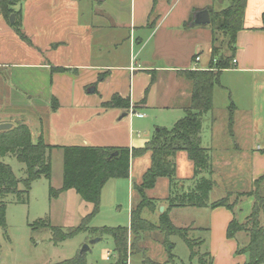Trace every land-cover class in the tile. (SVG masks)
<instances>
[{"label": "crops", "instance_id": "obj_1", "mask_svg": "<svg viewBox=\"0 0 264 264\" xmlns=\"http://www.w3.org/2000/svg\"><path fill=\"white\" fill-rule=\"evenodd\" d=\"M219 4H223L224 8H216L215 5ZM227 7L228 2L225 0H20L14 7L15 13L11 14L14 15L12 23L9 21L11 15L8 18L0 16V44L20 40L27 47L23 50V61L17 62L14 61L15 59L7 60L11 52L8 48L0 46V81L5 84V87L7 84L8 89L6 101L3 104L7 108L4 110L3 107L4 112L0 114V126L9 125L8 129H10L23 124L29 128L33 119L30 118L31 122L25 120L27 117L23 116L22 109H43L46 114L50 113L53 116L58 113L69 114V112L81 111L87 105L88 109L94 110L90 113L95 117L96 113L100 115L101 110H105L102 104L109 101L115 94L122 98H129L132 104L145 98V109H150L156 115L163 112L169 113L174 126L185 116V110L189 106L191 85L183 72L206 70L209 68L207 67L209 60L213 57L211 50L214 46L211 45L207 47L208 58L204 59L196 53L197 47L209 43L211 31H208L210 22L204 26H193L194 17L203 10H207L208 13L209 10L221 12ZM192 12H194L193 16ZM16 20L20 21L19 27L25 40H21L15 28L11 26ZM188 23L190 24L187 25ZM242 26V29L236 33L233 49L230 50L229 56H232L230 67L220 73L218 84L213 88L212 110L201 118V147L210 155L213 169L211 177L213 176L214 180L216 177L218 179L220 176L226 177V180H229L227 185L231 183V180H239V189L227 193L225 186V195L217 200L231 193L234 195L249 193L253 190V183L264 174V161L257 160L252 153L254 149L250 151L249 147L251 141L257 136L249 109L244 111L243 118H239L246 123L241 121L239 123L236 114L243 112L237 108L236 101H230L224 116L218 112L222 107L219 109L216 107L215 96L222 90L229 91L231 100H239L233 94L236 86L237 89L242 88L243 93L240 96L243 100H264V0H246ZM43 36L46 37L45 44L40 42ZM51 54L58 58L52 63L48 59ZM64 56L71 57V63H62L63 60L60 58ZM81 56L86 58V61H80ZM220 56L223 57L221 54ZM215 58H219L218 53ZM233 61L235 64L232 63ZM51 68H64L70 72L74 71V74L79 76L81 82L78 98L74 97L69 87L63 90L64 84L69 86L72 84L70 80L63 81L66 76L63 73L66 71L51 72ZM18 69L24 74L23 77L28 78L27 91L22 88L24 93L20 92L19 86L13 83L17 78L15 72ZM44 70L45 75L41 72ZM101 75L103 79L99 81ZM41 78H44L43 92L30 90L31 81L36 88L42 87ZM234 79L237 85L233 83ZM241 79H243L242 87H240ZM48 85L50 90H47ZM90 88L94 89L92 93L87 91ZM92 94L98 96V101L85 100L86 96ZM51 100H55L57 104L55 111L51 109V103H53ZM231 103L235 110L230 119L228 108ZM17 109L20 111L17 112ZM141 110L135 111L142 115L141 118L137 117L138 119L144 118V114L139 112ZM260 110L264 115V102L261 103ZM120 111L122 118L128 117L130 112ZM10 114L17 115L19 118L11 119ZM235 117L237 122L234 120ZM77 119V117H71L69 120L72 124H64L61 127L54 125L53 130L76 134L79 131L78 126L74 124ZM38 120L41 118L39 117ZM60 121L63 119L56 117V123ZM130 122L131 120L129 124L132 131V122ZM47 127L45 124V132ZM42 128H44L43 123L37 140L39 137L44 140ZM156 130L153 131L150 139ZM90 136L88 133L81 135L80 143L72 146L132 148L136 145L135 140L130 136L128 146H99L90 143ZM149 138L146 142L150 140ZM44 142L48 144L45 140ZM50 146H53V149L65 147ZM256 149L261 151L259 147ZM232 152L237 157L232 155ZM180 153L182 152L178 154ZM180 155L179 157L184 160L183 154ZM143 159L145 160L141 162V165L143 164L144 170L146 166L147 168L150 166V156L149 160ZM246 160H249L247 167L250 171L249 176L247 175V179L242 181L235 179L234 174L229 170H242V162ZM135 163L134 158L130 163L131 173ZM189 163L186 167L191 170L189 174L193 175V165ZM175 168L177 171V163ZM217 170L228 172L222 176ZM246 182L248 186L243 189ZM192 186V183L187 187L181 186L179 192H187ZM216 186L215 182L214 188ZM244 197L252 199L250 196ZM165 198L157 201L158 207L166 204ZM170 213L171 211L169 216ZM214 214L220 216V231L228 240L226 229L232 219L231 215L221 207L214 209ZM228 243L230 244L222 242L224 245H232L231 254H233L234 245L232 242Z\"/></svg>", "mask_w": 264, "mask_h": 264}, {"label": "rangeland", "instance_id": "obj_2", "mask_svg": "<svg viewBox=\"0 0 264 264\" xmlns=\"http://www.w3.org/2000/svg\"><path fill=\"white\" fill-rule=\"evenodd\" d=\"M215 6L216 8H224L223 4ZM191 15L193 16L194 12H192ZM189 24L190 23L187 25ZM208 31H211L209 43L201 44V46L197 47L196 53L204 59L208 58L207 47L208 45H211L214 46L213 48H216L218 57H221L220 54L223 57H228L230 54L229 38L222 32L215 30L210 25L208 26ZM40 42L45 44L46 37L43 36L40 38ZM0 46L8 48L11 52V54L7 56V60L12 61L15 59L14 61L17 62L23 61V50L24 48H27L23 41H13L12 43L8 41L1 43ZM64 57L60 58V60H63L62 63H71V57ZM48 59H50L52 63L58 58L56 55L51 54ZM79 60L86 61V58L81 56ZM211 60H209L207 67H210L211 64H216V60ZM41 72H43L44 75L46 73L45 70ZM74 73V71H66L63 73V75H66L63 81H72L70 86L64 84L63 90L65 91L66 88L69 87L74 97L78 98L80 90L79 83L81 82V79ZM15 74L17 75V78L13 83L17 84V86L20 87H18V90L24 93V90L27 91L26 87L28 86V78L23 77L24 74L20 73L19 69ZM41 79L40 84H42V87L36 88L34 82L31 81L32 85L30 87L32 88L30 90L35 89L39 90V92H43L45 88L43 85L44 78ZM232 81L236 84L235 79ZM242 82L243 79L240 80V87H242ZM6 87L5 84L0 81V114L7 108L6 105L3 106L8 91ZM236 87L233 90V94L237 96L239 100H231L229 97V91L222 90L215 96V100H217L216 107L218 109L222 107L218 112L221 113V116H224L225 112L227 113V107L230 101H236L237 108L243 112L242 114H236L239 123L242 120H239V118L245 114L244 111L249 109L253 119L252 123L254 124V130L257 133L255 140H252L249 144L250 151L251 149H254V151H252L255 155L254 157L257 160L262 159L264 161V115L261 114L260 110L261 103H263L264 100H243L240 96L243 93L242 88L237 89ZM47 90H50L49 85ZM259 95L260 93L257 97ZM86 98L87 99L85 100L98 101V96L95 94L86 96ZM88 107L89 106L85 105L84 109L81 111L69 112V114L58 113L53 116H51L50 113L46 114L43 109H22V113L23 116L27 117L25 120L31 122L30 118L33 119V122L29 125L32 141L34 143L36 142L43 123V138L50 145H78L81 141V135L84 136V134L88 133L91 135L89 137L90 143H93L94 145L118 147L128 146L130 141L129 138L131 136V138L135 140V142L133 141L134 144H136L134 147H141L158 127L170 129L173 126V120L169 117V113L166 112L156 115L150 111V109H142L139 112L144 114V118L138 119L135 116V113L138 112H129L128 117L122 118L120 110L105 109L104 111L101 110L100 115H97L96 113L95 117H93L90 112H93L94 110L88 109ZM16 111L18 112L20 109H17ZM10 116L11 119L19 118L17 115L13 116L10 114ZM39 117L41 120H38ZM46 117L47 119H45ZM56 117L62 118L63 121L56 123ZM71 117L78 118L77 121L74 122L79 130L76 134H70L68 132L61 133L53 130L54 125L61 127L64 124H72V121L69 120ZM129 120L132 122H130L132 131H130ZM234 120H236V117ZM41 121L44 122L41 123ZM241 122L246 123L245 121ZM45 124L48 126L46 132ZM142 142L143 144H139ZM257 147H259L261 151H257ZM180 154H183L185 161L179 157L181 156ZM180 154L174 159L175 165L177 163L178 167L175 173V183L177 185L174 184V187L172 188L175 191H179L181 186L187 187L192 183L190 180L192 174H189L191 170L188 169L189 167H186L190 164V161L187 159L184 152ZM232 155L237 157L235 153ZM48 156L51 165V178L48 181L41 176L31 183L27 204L26 202H19L15 195L9 194L3 198V201L6 204V212L5 229H0V264H55L73 258L80 253L84 246H88V250L85 252V260L87 264L115 263L117 254L114 252V243L111 237L105 234L97 236L92 233V230L129 227L130 211L140 201L138 194L134 190V185H138L141 182V177L147 170V166L143 170V164L141 165V162L145 160L143 158L149 160V154L147 153L141 157L135 158L136 163L134 164L132 173L130 171V178L107 182L102 188L100 194L99 210L87 220L86 228L57 245L52 241V232L50 228H58L61 229L63 233H67L71 229L80 225L83 219L91 213L92 207L89 203L84 202L73 190L65 191L64 193L62 192L57 197L50 198L49 187L54 190H59L62 186L63 150L53 149L48 153ZM3 162L11 167V170L17 179L22 180L26 178L24 165L17 162L14 156H6L3 159ZM242 163V170H229L230 173L234 174L235 179H240L241 181L242 179L246 180L247 175L249 176L250 173V171L247 170L249 160ZM235 166H237V164H235ZM217 172L224 176L228 171L221 170L219 172L217 170ZM212 179L214 180L213 176ZM220 179L216 177V181L214 180L217 183V186L208 196L209 204L225 195V186L227 187V193L239 189V180H231V183L227 185L229 180H226V177L222 178L220 176ZM247 186L248 183L246 182L243 185V189ZM19 189H22V185H19ZM168 193V178H159L155 187L152 190H149L146 195L148 198L158 201L159 199L167 197ZM21 198L25 199L24 196H21ZM231 198L234 199L232 193ZM167 205L168 204L166 203L163 206H159L158 211H154L153 213L148 209L143 210L141 214L142 219L149 221L153 225L159 226L160 217L158 212L162 213L163 211L161 212L160 209L163 207L167 208ZM251 208L252 199L243 197L240 205L238 203V205L235 206L234 212L226 210L232 218L234 216L239 222H243L246 216L251 212ZM169 219L175 227L189 229L188 237L195 241L194 250L198 251L199 254H209L212 264H244L247 262L248 256L246 254L239 255L235 253L238 248H241L248 243L247 236L240 233L237 234L235 238L226 240L220 231L221 221L219 220H221V218L214 214V209L189 207L173 209L171 210ZM39 220L49 223L48 227L39 226L33 229L31 225ZM94 240L97 241L91 244ZM133 240L134 237L129 235V244ZM198 240L203 241V244L197 246L198 243L196 241ZM222 242L227 244H230L228 242H232L235 252L231 254V251L233 250L232 245H224ZM167 247L169 249H167ZM136 249L137 250H133L131 255H129L128 264H201L198 257L190 259L188 246L178 236L165 237L161 233H147L144 236H141V241L136 245ZM107 256L109 258L108 260H106Z\"/></svg>", "mask_w": 264, "mask_h": 264}, {"label": "trees", "instance_id": "obj_3", "mask_svg": "<svg viewBox=\"0 0 264 264\" xmlns=\"http://www.w3.org/2000/svg\"><path fill=\"white\" fill-rule=\"evenodd\" d=\"M228 7L221 12L210 13V26L222 32L229 38L230 50L233 49L235 35L242 29V19L246 0H225ZM20 0H0V16L8 18L15 13L14 7ZM20 21L16 20L11 26L15 28L19 38L25 40L20 30ZM212 60L216 64L206 70L183 72L187 81L190 82L189 106L185 110V116L177 121L175 125L167 130L158 128L152 138L139 148H109L89 146H65L63 150V175L62 186L59 190L49 187L50 198L57 197L60 193L73 190L84 202L92 207L91 213L86 216L78 227L63 233L61 229L51 227L52 241L55 245L72 237L86 228L87 220L99 210L100 194L104 185L111 179L129 178L131 160L145 154L150 156V166L143 173L141 182L134 185L140 201L130 211V224L127 228H109L92 230L97 236L105 234L113 240L114 252L117 254L115 263L128 264L129 255L136 249L141 241V236L151 233H161L165 237L178 236L188 246L190 259L199 258L201 264H212L209 254H199L194 250V240L188 237L189 229L175 227L170 219L169 212L174 208H225L234 212L244 196L252 197L251 212L239 222L233 218L226 229V237L235 238L237 234H245L248 243L236 250V254H246L248 260L244 264H264V174L253 183V190L247 194H227L224 198L208 203V196L215 186L212 179L213 173L211 158L207 150L201 147L200 132L202 127L201 118L212 110V92L218 84L220 73L230 67L232 56L215 58L216 48L211 50ZM211 60V61H212ZM64 68H51V72H64ZM103 75L99 77V81ZM147 92V91H146ZM55 103V100H51ZM51 103L52 111L56 110V103ZM104 109H119L128 113L146 108L145 98L136 104L130 103L129 98H122L113 95L109 101L102 104ZM229 118L233 117L235 110L231 103ZM232 122V120L230 121ZM44 142L42 137L34 143L31 132L26 125L18 124L10 129L0 131V229H5L6 204L3 198L6 195H15L19 202L27 201L31 183L39 177L46 180L51 178V165L48 153L53 149ZM179 152H184L187 159L193 165V175L190 178L192 188L180 193L172 188L175 183V162L174 159ZM8 155L16 158L17 162L23 164L26 169V178L19 180L15 177L11 167L3 163L2 159ZM34 170H37L34 172ZM207 174V176H203ZM159 178H168L169 193L164 202L167 208L159 213V226L153 225L142 219V211L148 209L150 212L158 211L157 200L148 198L146 192L153 189ZM22 185V189H19ZM177 185V184H176ZM24 196L25 199H22ZM49 223L39 220L31 226L33 229L39 226L48 227ZM129 235L134 240L129 244ZM197 246L203 241L198 240ZM167 249H169L167 247ZM55 264H87L85 253H78L71 259Z\"/></svg>", "mask_w": 264, "mask_h": 264}, {"label": "water", "instance_id": "obj_4", "mask_svg": "<svg viewBox=\"0 0 264 264\" xmlns=\"http://www.w3.org/2000/svg\"><path fill=\"white\" fill-rule=\"evenodd\" d=\"M14 20V15H11L10 18H9V21L12 23ZM210 22V16H209V13L207 10H203V11H200L198 12L195 17H194V20L192 22V25L193 26H204V25H208ZM89 93H92L94 91L93 88H90L87 90ZM10 126L9 125H1L0 126V130H5V129H8ZM37 170H34V172H36ZM160 211L162 212L163 211V208L160 209ZM97 240H94L91 242L94 243L96 242ZM88 250V246H84L83 249L80 251V254L81 253H85L86 251Z\"/></svg>", "mask_w": 264, "mask_h": 264}, {"label": "built area", "instance_id": "obj_5", "mask_svg": "<svg viewBox=\"0 0 264 264\" xmlns=\"http://www.w3.org/2000/svg\"><path fill=\"white\" fill-rule=\"evenodd\" d=\"M197 60H198V58H197ZM232 63L235 64V61H233ZM130 112L134 113L133 111H130ZM135 116H136V117H140V118L142 117V115H140V114H138V113H137V114L135 113ZM108 259H109V258H108V256H107V257H106V260H108Z\"/></svg>", "mask_w": 264, "mask_h": 264}]
</instances>
